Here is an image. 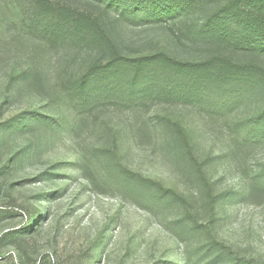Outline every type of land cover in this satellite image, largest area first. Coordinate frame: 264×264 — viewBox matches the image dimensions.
Returning <instances> with one entry per match:
<instances>
[{
  "label": "rangeland",
  "instance_id": "374dc122",
  "mask_svg": "<svg viewBox=\"0 0 264 264\" xmlns=\"http://www.w3.org/2000/svg\"><path fill=\"white\" fill-rule=\"evenodd\" d=\"M51 2L100 14L129 56L176 48L160 27L128 25L82 0ZM47 4L0 0V264H229L233 257L217 255L213 242L264 264V199L238 195L247 185L243 168L264 167V143L237 167L218 157L228 146L224 120L164 94L129 97L114 72L86 76L90 51L65 41L73 35L62 40L56 28L67 23ZM167 120L190 134L213 191L176 169ZM123 167L175 198L159 208L139 203L117 185ZM211 191L219 194L213 209ZM20 228L25 233L5 238Z\"/></svg>",
  "mask_w": 264,
  "mask_h": 264
},
{
  "label": "trees",
  "instance_id": "16d2710c",
  "mask_svg": "<svg viewBox=\"0 0 264 264\" xmlns=\"http://www.w3.org/2000/svg\"><path fill=\"white\" fill-rule=\"evenodd\" d=\"M46 1L67 23L56 28L64 33L62 40L73 35L65 41L78 52L90 51L92 61L86 76L114 72L113 78L123 85V91H129V97H146L150 92L164 94L167 99L199 106L202 115L224 120L228 146L218 157L237 167L245 166L249 152L264 143V0H82L95 10L114 11L113 19L128 25L160 27L168 32L176 47L135 57L124 52L122 42L100 14ZM184 50L191 53L184 56ZM86 95L84 91L83 96ZM256 103L254 112L244 118L239 116L241 109ZM10 126V121L4 123L5 129ZM165 126L173 135L176 169L189 184L213 191L209 164L196 156L190 134L180 122L167 120ZM243 172L248 173L247 185L238 195H244L245 201L263 200L264 167L255 166L249 171L243 168ZM116 182L131 190L139 203L159 208L169 198H175L156 182L124 167L118 170ZM212 191L208 192L211 209L219 195ZM34 221L31 217V223ZM191 226L196 228V222ZM29 228L23 231L30 232ZM23 231L9 230L5 238L13 239ZM210 245L216 247L219 256L231 255L229 264L252 263L234 257V252L219 242Z\"/></svg>",
  "mask_w": 264,
  "mask_h": 264
}]
</instances>
